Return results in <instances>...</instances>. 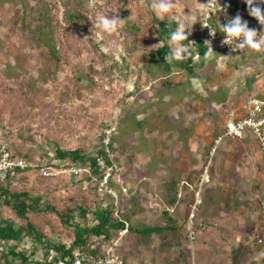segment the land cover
<instances>
[{"label": "rangeland", "instance_id": "rangeland-1", "mask_svg": "<svg viewBox=\"0 0 264 264\" xmlns=\"http://www.w3.org/2000/svg\"><path fill=\"white\" fill-rule=\"evenodd\" d=\"M206 1L176 0L164 20L175 22V29L183 22L188 36L198 34ZM235 1L243 18L247 7ZM151 3L0 0V138L30 163L2 184L37 199L27 213L35 232L28 233L24 219L0 197V222L23 227L19 239L0 240V264H46L56 246L72 243L70 221L92 225L95 203L103 197L105 204L107 196L119 205L115 215L128 213L140 226L165 225L169 217L176 222L173 231L150 236L115 234L128 263L191 264L193 245L180 225L206 165L215 192L211 201L203 199L201 211L240 215L246 206L257 218L264 213V153L255 139L223 138L210 154L227 111L246 94L264 96V25L259 49L209 56L194 63L195 74H166L155 56L162 41ZM104 13L122 20L115 32L93 28ZM222 85L231 90L225 99ZM209 92L217 97L208 100ZM109 128L113 149L102 142ZM56 148H78L86 158L106 148L111 168L101 181L87 182L88 164L60 161ZM42 166L55 173L44 176ZM84 203L85 217L79 212Z\"/></svg>", "mask_w": 264, "mask_h": 264}, {"label": "built area", "instance_id": "built-area-1", "mask_svg": "<svg viewBox=\"0 0 264 264\" xmlns=\"http://www.w3.org/2000/svg\"><path fill=\"white\" fill-rule=\"evenodd\" d=\"M234 0H217L218 5L222 9L219 12V6L216 0H207L203 16L200 20L198 34L188 37V46L192 49V61L198 62L201 58L200 52L197 50L198 42L201 43L205 52L209 47L215 54H239L242 50L233 51L230 46L224 45L223 34L220 33V25L225 24L229 19L234 17L231 11V5ZM213 5H216L213 7ZM226 8V11L224 9ZM251 29H255L258 33L256 39L260 35L261 27L255 18L248 17L245 19ZM216 32L210 35V30ZM151 81H149V84ZM111 128L105 129L102 142L107 148L111 143ZM250 135L258 143L261 151L264 153V97L255 94L246 95L240 103L232 107L225 114L222 131L213 139V145L210 149L212 155L223 138H236ZM108 149H106L107 151ZM108 154V153H107ZM98 163L104 169L111 168L107 165L102 156L98 157ZM30 163L24 157L13 155L7 141L0 138V181H4L9 175H14L17 170H23ZM52 166H42L41 173L44 176H51ZM71 171L76 172L73 167ZM210 181L208 165L204 166L200 172L196 188L192 191L190 200L187 203L186 218L184 221V236L193 245L198 238L197 214L203 202L202 191L205 184ZM126 229L119 231L125 232ZM120 239L113 237L108 242L102 243L98 248L96 244L90 245V248H77L69 254L54 253L46 264H130L120 253ZM196 264V263H192Z\"/></svg>", "mask_w": 264, "mask_h": 264}, {"label": "trees", "instance_id": "trees-1", "mask_svg": "<svg viewBox=\"0 0 264 264\" xmlns=\"http://www.w3.org/2000/svg\"><path fill=\"white\" fill-rule=\"evenodd\" d=\"M262 8H264V5H261ZM244 8L242 7L241 3L238 4L235 0L231 5V11L237 15V11H242ZM69 16H72V13L68 14ZM250 17L248 15L247 10H245V14L243 15L242 20L247 19ZM156 19V18H155ZM157 24H159L158 27H156L158 36L160 40L162 41V44L156 49L155 56L159 62V68L163 70L166 74H168L171 71L174 70H184L189 74H195V65L191 57H192V49L188 46L187 41H183L182 43L186 44L190 50V56L186 60H174L170 59V47L167 42L168 34L171 31L176 30V23L171 22L169 23L168 20L160 21L156 19ZM189 37V36H188ZM197 50L200 52L201 58L199 61L206 60L209 56L206 57L205 55V49L201 45L200 42L197 44ZM224 55V53H217L213 56H221ZM198 61V62H199ZM223 88L219 87L218 90H222ZM210 94V96H209ZM208 94V100L214 99V95H216V92H209ZM217 97V95H216ZM219 134V133H218ZM217 134V135H218ZM216 135V136H217ZM215 136V137H216ZM211 144L213 145V140L211 141ZM109 147L113 149V144H109ZM12 151V150H11ZM56 158L60 161L69 159L70 163L72 164H79V163H87L88 167V175H86V181L91 182L93 180L101 181L103 178V175L105 173V169L101 167V165L98 163V157L102 156L106 162L107 165H111L112 162L110 158L107 155L106 148H100L97 151L96 156H89L85 157L82 153V151L78 148L75 149H69V150H61L59 148H56ZM13 155H17L12 151ZM28 167H26L27 169ZM25 170V169H23ZM23 170H17L16 173H19ZM11 175H9L4 181H0V197L3 199V202L12 208L16 215H18L21 219H24L25 221V227L26 232H35L34 227L32 226L31 222L29 221L27 217L28 210L33 207V202H36L37 199H33L31 201L29 195L26 192H12L7 187L3 186L2 182H5L10 178ZM103 197H100L99 200L95 203V207H93V218L95 222L92 225H89L87 221L85 222H73V234L74 239L72 243L69 246L66 245H58L55 247V253L59 254H69L73 250L77 248H90V245L96 244L99 248L102 243L108 242L110 239L113 238L115 234H117L119 231L126 229L128 230H134L137 233L146 234L148 236L153 235L154 233H162L165 231H173L174 226H176V222L172 218H168V223L165 225H144L140 226L138 223H133L131 217L128 215V213L121 214V215H115V209L119 207V205H114V200L112 197L107 196L106 198L108 201L103 204L102 201ZM175 195L170 200V203L175 202ZM84 203L83 205H80L79 212L84 217L88 214L89 208L86 207ZM166 214V213H165ZM186 218V214L184 217V221ZM184 221L180 225L181 233L184 236ZM23 231V227L16 228L14 223L9 220H5L4 222H0V240H16L21 237V232ZM38 242H41V245L44 247H49L48 244L45 242H42L40 240V237L38 236ZM11 254H13V251H11ZM16 256L22 257L23 260H27L23 254L17 253ZM124 258V256L122 255ZM125 259V258H124ZM126 260V259H125ZM34 264H44V262L36 261Z\"/></svg>", "mask_w": 264, "mask_h": 264}, {"label": "crops", "instance_id": "crops-1", "mask_svg": "<svg viewBox=\"0 0 264 264\" xmlns=\"http://www.w3.org/2000/svg\"><path fill=\"white\" fill-rule=\"evenodd\" d=\"M224 56L226 55L220 57ZM220 87L223 88L220 90L223 96L221 98L230 96L231 90L223 85ZM226 100L216 101L224 103ZM210 188V183L203 188L205 203L207 199L211 201L213 198L215 191L209 190ZM262 202L264 206V200ZM261 210L264 212V208ZM196 220L199 232L197 241L191 246L192 263L264 264V213L259 214L257 218L246 206L240 208V215L226 213L222 208L217 209L215 213L201 211L200 208ZM239 224L240 228L237 229Z\"/></svg>", "mask_w": 264, "mask_h": 264}, {"label": "clouds", "instance_id": "clouds-1", "mask_svg": "<svg viewBox=\"0 0 264 264\" xmlns=\"http://www.w3.org/2000/svg\"><path fill=\"white\" fill-rule=\"evenodd\" d=\"M242 2L247 7L248 15L255 18L260 25H264V8L261 7V5H264V0H242ZM216 5H218L217 0ZM216 5H213V7ZM177 7L178 4L176 0H152V3L150 4V9L155 13L156 17L160 21H163L167 14L174 12ZM221 10L222 9L219 6V12ZM224 11H226V8ZM121 21L122 20L115 15L109 18L105 15V13L98 14L93 19V28L98 29L101 33H112L117 30ZM219 25L220 33H222L224 37L222 43L230 46L233 51L246 48H260V41L256 39L258 35L257 31L249 28L248 22L246 20H242L239 14L229 19L225 24ZM156 27L158 26L156 25ZM186 30L188 29L182 22L176 30L171 31L168 34L166 39L170 47V59L183 61L190 56L188 46L182 43L183 41L188 40V35L190 34V31L186 33ZM209 30L210 35L216 34V32L212 31L211 28H209ZM205 55L206 57L215 55L212 47L207 49Z\"/></svg>", "mask_w": 264, "mask_h": 264}]
</instances>
